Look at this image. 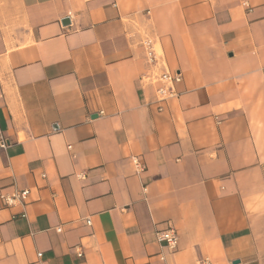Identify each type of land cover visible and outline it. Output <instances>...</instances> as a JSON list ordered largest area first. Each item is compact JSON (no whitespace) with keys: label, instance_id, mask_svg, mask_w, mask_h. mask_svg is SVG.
<instances>
[{"label":"crops","instance_id":"0c3cea01","mask_svg":"<svg viewBox=\"0 0 264 264\" xmlns=\"http://www.w3.org/2000/svg\"><path fill=\"white\" fill-rule=\"evenodd\" d=\"M0 131V264H264V0H0Z\"/></svg>","mask_w":264,"mask_h":264},{"label":"built area","instance_id":"2783aa9c","mask_svg":"<svg viewBox=\"0 0 264 264\" xmlns=\"http://www.w3.org/2000/svg\"><path fill=\"white\" fill-rule=\"evenodd\" d=\"M145 50L146 61L152 68H157L161 65V55L158 48L151 40H145L143 43ZM151 84L156 86V95L158 102H165L171 98L178 96L175 86L180 83L181 78L177 73H170L168 71H154L149 76ZM9 141L2 135L0 131V150H5L9 146ZM28 191L24 190L12 196L1 195L0 199L8 206L12 205L15 201L22 202L26 199ZM89 224V222H87ZM156 240L158 243L164 244L169 250L174 251L177 248L178 236L175 230L171 227L155 232Z\"/></svg>","mask_w":264,"mask_h":264},{"label":"water","instance_id":"95a60500","mask_svg":"<svg viewBox=\"0 0 264 264\" xmlns=\"http://www.w3.org/2000/svg\"><path fill=\"white\" fill-rule=\"evenodd\" d=\"M63 23H68V20H65Z\"/></svg>","mask_w":264,"mask_h":264}]
</instances>
